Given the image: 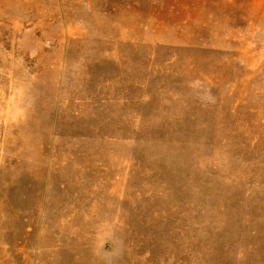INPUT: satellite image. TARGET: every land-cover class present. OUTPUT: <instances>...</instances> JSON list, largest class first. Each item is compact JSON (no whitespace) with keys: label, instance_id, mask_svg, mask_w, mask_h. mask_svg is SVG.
Returning <instances> with one entry per match:
<instances>
[{"label":"rangeland","instance_id":"obj_1","mask_svg":"<svg viewBox=\"0 0 264 264\" xmlns=\"http://www.w3.org/2000/svg\"><path fill=\"white\" fill-rule=\"evenodd\" d=\"M0 264H264V0H0Z\"/></svg>","mask_w":264,"mask_h":264}]
</instances>
